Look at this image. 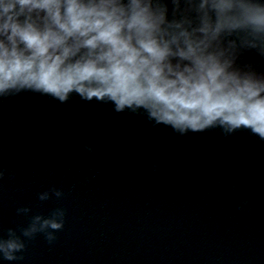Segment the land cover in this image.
I'll return each mask as SVG.
<instances>
[{"label": "water", "instance_id": "1", "mask_svg": "<svg viewBox=\"0 0 264 264\" xmlns=\"http://www.w3.org/2000/svg\"><path fill=\"white\" fill-rule=\"evenodd\" d=\"M0 163L15 173L0 181L5 228L38 191L67 194L56 243L37 237L0 264H264V142L247 131L178 136L110 105L26 93L0 104Z\"/></svg>", "mask_w": 264, "mask_h": 264}, {"label": "clouds", "instance_id": "2", "mask_svg": "<svg viewBox=\"0 0 264 264\" xmlns=\"http://www.w3.org/2000/svg\"><path fill=\"white\" fill-rule=\"evenodd\" d=\"M262 65L264 0H0V104L78 97L178 136L247 131L264 142ZM14 176L0 163V181ZM66 195L53 184L19 204L23 222L0 224V259L23 261L37 237L54 245Z\"/></svg>", "mask_w": 264, "mask_h": 264}]
</instances>
